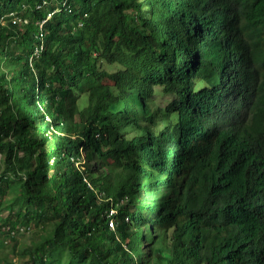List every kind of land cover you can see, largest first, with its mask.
Listing matches in <instances>:
<instances>
[{"label": "trees", "instance_id": "16d2710c", "mask_svg": "<svg viewBox=\"0 0 264 264\" xmlns=\"http://www.w3.org/2000/svg\"><path fill=\"white\" fill-rule=\"evenodd\" d=\"M59 1L0 0V252L264 264V0Z\"/></svg>", "mask_w": 264, "mask_h": 264}, {"label": "clouds", "instance_id": "9594fccd", "mask_svg": "<svg viewBox=\"0 0 264 264\" xmlns=\"http://www.w3.org/2000/svg\"><path fill=\"white\" fill-rule=\"evenodd\" d=\"M59 6H62V8H64V6H66V8H68L69 6L67 5L66 1L65 0H60L59 2H56V10H59ZM51 13H48L47 17H50ZM26 21V20H25ZM41 28V24H39V29ZM118 64L117 63H114V64H111V65H104L103 68L105 70H108V71H114L116 68H117ZM245 73V67L242 66L240 69H239V79H241L243 77ZM158 87H162V86H159L157 85ZM163 89V92L165 93V95H168L167 94V91L164 90V88L162 87ZM231 91L230 90H225V88L223 89V101L225 102V100L227 99V97L230 95ZM161 94L159 95H152L150 98H149V105H150V109L152 110L156 103L159 104V101L161 98L160 96ZM169 96V95H168ZM167 96V97H168ZM81 103L84 102L83 98L81 97L80 100H79ZM161 108V107H160ZM46 119H49L48 116H46ZM162 123L163 121L162 120H159L157 119V126L158 128H161L162 127ZM152 126V125H151ZM148 158H154L152 157L150 154H149V157ZM148 162H152V163H155V162H158L154 159H148ZM193 169V162L191 161H184L182 162L178 168L176 169V172L177 174L182 177L186 172H190L191 170ZM113 222V221H112Z\"/></svg>", "mask_w": 264, "mask_h": 264}, {"label": "rangeland", "instance_id": "374dc122", "mask_svg": "<svg viewBox=\"0 0 264 264\" xmlns=\"http://www.w3.org/2000/svg\"><path fill=\"white\" fill-rule=\"evenodd\" d=\"M167 100V96L163 97L162 99H160L159 105L163 106ZM6 214L7 212L5 211L2 213V216H5ZM24 241V237H22L21 235H15L13 237L12 243L5 244V247L0 252V257H6L8 260H10V262L15 259V262H12V264L21 263L20 251L18 249L24 246Z\"/></svg>", "mask_w": 264, "mask_h": 264}, {"label": "built area", "instance_id": "2783aa9c", "mask_svg": "<svg viewBox=\"0 0 264 264\" xmlns=\"http://www.w3.org/2000/svg\"><path fill=\"white\" fill-rule=\"evenodd\" d=\"M110 224H112V222Z\"/></svg>", "mask_w": 264, "mask_h": 264}]
</instances>
